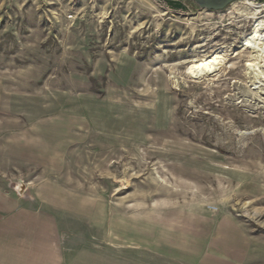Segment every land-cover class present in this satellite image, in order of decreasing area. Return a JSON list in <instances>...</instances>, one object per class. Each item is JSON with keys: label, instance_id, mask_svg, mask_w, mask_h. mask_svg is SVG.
Listing matches in <instances>:
<instances>
[{"label": "rangeland", "instance_id": "374dc122", "mask_svg": "<svg viewBox=\"0 0 264 264\" xmlns=\"http://www.w3.org/2000/svg\"><path fill=\"white\" fill-rule=\"evenodd\" d=\"M180 1L0 0V182L53 218L61 264L201 263L233 227L264 240V56L245 46L264 0Z\"/></svg>", "mask_w": 264, "mask_h": 264}, {"label": "crops", "instance_id": "0c3cea01", "mask_svg": "<svg viewBox=\"0 0 264 264\" xmlns=\"http://www.w3.org/2000/svg\"><path fill=\"white\" fill-rule=\"evenodd\" d=\"M210 260L196 264H264V240L238 227L221 233ZM249 235V236H248ZM61 233L51 216L0 182V264H61Z\"/></svg>", "mask_w": 264, "mask_h": 264}, {"label": "bare ground", "instance_id": "6f19581e", "mask_svg": "<svg viewBox=\"0 0 264 264\" xmlns=\"http://www.w3.org/2000/svg\"><path fill=\"white\" fill-rule=\"evenodd\" d=\"M243 1H245L249 6H251L253 8H258V7H256L254 5V3L252 2V0H243ZM263 29H264V25L263 26L262 25H257L255 27L254 35L252 34L251 39L248 40L246 42V45H245L247 48L257 50L259 53L262 54V57L264 56V36L260 35V31L263 30ZM222 58L223 57L220 54H217V53L216 54H213L211 57H208L206 59L203 58V59H201V60L196 61L195 63H193L188 68V71L187 72L193 78H200V76H204V75H207L209 73H212L214 71V69L221 63ZM253 63H255V62H253ZM252 65H253L252 63H249V66L250 67ZM262 67H264V64H263ZM207 77H209V76H207Z\"/></svg>", "mask_w": 264, "mask_h": 264}, {"label": "water", "instance_id": "95a60500", "mask_svg": "<svg viewBox=\"0 0 264 264\" xmlns=\"http://www.w3.org/2000/svg\"><path fill=\"white\" fill-rule=\"evenodd\" d=\"M157 3L163 5L166 11L171 12H189V7L180 0H154ZM200 9L209 10L212 12H220L226 10L229 6L235 2L242 0H192ZM20 192L24 191V186L19 185Z\"/></svg>", "mask_w": 264, "mask_h": 264}]
</instances>
